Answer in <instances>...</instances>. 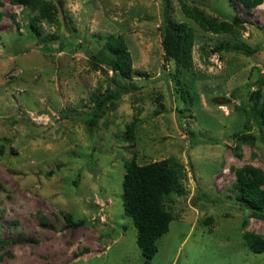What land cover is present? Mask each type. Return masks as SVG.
Masks as SVG:
<instances>
[{"label": "rangeland", "instance_id": "obj_1", "mask_svg": "<svg viewBox=\"0 0 264 264\" xmlns=\"http://www.w3.org/2000/svg\"><path fill=\"white\" fill-rule=\"evenodd\" d=\"M169 1L175 19L193 27L188 69L163 55L161 0H53L54 23L0 0V264H264L242 238L264 234V219L249 216L233 189L235 168L264 171V125L251 118L254 140L239 146L241 157L231 137L245 132L236 107L254 103L264 72V0L249 10L237 0ZM181 3L240 22L231 33L204 31ZM109 36L124 39L128 74L90 64ZM121 85L90 132L87 114ZM132 157H172L181 168L183 192L166 197L172 219L152 257L140 254L122 206ZM61 212L84 223L69 227Z\"/></svg>", "mask_w": 264, "mask_h": 264}, {"label": "trees", "instance_id": "obj_2", "mask_svg": "<svg viewBox=\"0 0 264 264\" xmlns=\"http://www.w3.org/2000/svg\"><path fill=\"white\" fill-rule=\"evenodd\" d=\"M14 3L37 11L34 20L45 19L48 22H56L57 8L53 0H12ZM263 0H237L245 9L249 10L261 4ZM159 31L161 47L166 60L174 63L177 70L188 69L192 65L191 49L194 39L192 25L186 21H178L172 15V6L169 0H161ZM181 9L185 18L193 21L200 29L217 34L231 33L235 31V25L240 22L232 15L230 19H219L217 16L206 14L197 6H189L181 3ZM1 17V11H0ZM32 27L34 35L38 29ZM43 43H49L43 40ZM89 62L93 68L102 64L109 66L118 74H128L131 67V55L126 48L124 39L120 36H109L103 45L95 49L89 55ZM256 91L250 92L249 99L252 105L240 104L236 108L239 115L246 116L245 132L234 131L231 134L236 142L235 156L241 157L238 151L243 143L251 144L254 136L249 132L251 118L258 127L264 125V96L260 94V87L264 84V72L259 73L255 80ZM125 85H121L115 91L106 92L99 97L93 110L87 114L85 124L92 132L96 121L104 114L107 103H114L123 91ZM232 94L235 91L232 90ZM187 98H185V96ZM181 98L191 102L187 90L180 93ZM215 97L208 95L210 103ZM110 103V104H111ZM128 137L133 136L134 122L126 126ZM92 134V133H91ZM4 144L0 143V156H2ZM125 172L122 178V206L124 212L131 218L136 228V244L140 254L144 257H152L157 252L156 239L166 233L172 219V213L166 205V197L170 193L181 194L183 192L180 181L181 168L172 157L144 164L136 162L134 157L124 162ZM235 181L233 189L235 195L243 202L245 208L250 211L251 217L264 219V171L250 164H245L234 169ZM65 224L75 227L83 224L84 220H73L69 212H61ZM247 219L243 221L244 229ZM242 238L253 253H264V234L244 230Z\"/></svg>", "mask_w": 264, "mask_h": 264}, {"label": "bare ground", "instance_id": "obj_3", "mask_svg": "<svg viewBox=\"0 0 264 264\" xmlns=\"http://www.w3.org/2000/svg\"><path fill=\"white\" fill-rule=\"evenodd\" d=\"M224 246V245H223Z\"/></svg>", "mask_w": 264, "mask_h": 264}]
</instances>
